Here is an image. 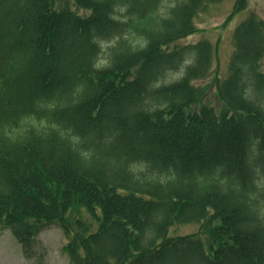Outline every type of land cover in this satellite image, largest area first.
<instances>
[{
  "label": "trees",
  "instance_id": "16d2710c",
  "mask_svg": "<svg viewBox=\"0 0 264 264\" xmlns=\"http://www.w3.org/2000/svg\"><path fill=\"white\" fill-rule=\"evenodd\" d=\"M226 1L0 0V228L27 261L57 227L70 264H264V20L220 111L212 44H179Z\"/></svg>",
  "mask_w": 264,
  "mask_h": 264
},
{
  "label": "rangeland",
  "instance_id": "374dc122",
  "mask_svg": "<svg viewBox=\"0 0 264 264\" xmlns=\"http://www.w3.org/2000/svg\"><path fill=\"white\" fill-rule=\"evenodd\" d=\"M72 7L71 0H62V5ZM234 7V0H228L219 4L211 5L205 13L197 19L198 32L179 42L180 45L194 44L200 41H208L212 44L215 57L212 66V76L201 84L209 86L203 99V103L220 111V104L213 81L220 76L225 79L228 76L231 57L235 51L233 34L237 27L254 12L264 20V0H249L248 11L240 13L231 18ZM108 45L105 46L107 48ZM105 57L101 63L105 64ZM264 69V62H263ZM182 72L169 73L163 83L169 84L179 80ZM199 226L189 225L179 229L181 235L197 232ZM66 240L59 228L53 227L42 232L38 237L36 251L44 258L45 264H70L68 257L62 251ZM0 264H37L35 261H27L21 250V246L12 236L10 231L0 228Z\"/></svg>",
  "mask_w": 264,
  "mask_h": 264
}]
</instances>
